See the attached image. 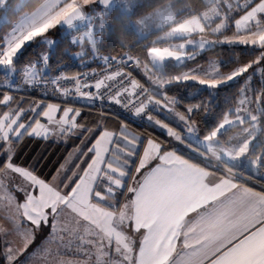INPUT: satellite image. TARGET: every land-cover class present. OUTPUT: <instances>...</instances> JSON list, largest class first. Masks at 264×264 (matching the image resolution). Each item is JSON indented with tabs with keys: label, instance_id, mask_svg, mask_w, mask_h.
<instances>
[{
	"label": "snow or ice",
	"instance_id": "1",
	"mask_svg": "<svg viewBox=\"0 0 264 264\" xmlns=\"http://www.w3.org/2000/svg\"><path fill=\"white\" fill-rule=\"evenodd\" d=\"M223 9L222 22L213 34L222 35L232 21L231 36L188 41L179 51L169 49L167 60L183 64L217 44L251 46L257 54L227 73L218 62L209 61L208 68L197 66L167 79L153 78L147 66L130 56L119 60L104 57L108 67L119 66L99 78L93 73L91 79L79 73L47 77V52L18 68L16 58L26 43L45 37L61 24L74 29L75 22L83 19L76 0H67L47 19L33 15L11 26L0 46V76L5 86L16 90L20 84L51 85L61 102L34 101L25 108L9 91L0 94V211L8 209L0 215V236L5 237L0 242L6 264H20L19 258L33 243L36 230L49 224L48 243L74 248L85 257L83 261L59 260L56 264H264V191L223 175L210 183L207 175L186 167L178 145L187 149L198 141L192 113L204 106L190 105L183 113L176 111V99L165 91L171 83L190 80L217 89L245 74L241 93L250 89L254 75H259L264 85V0H224ZM233 13H240L239 17ZM199 30L203 32L204 27ZM71 42L81 43L76 38ZM45 43L55 42L45 38ZM148 52L153 55L152 49ZM156 59L153 55L154 62ZM126 62L142 68L155 89L145 88L123 71ZM17 74L14 87L11 81ZM61 83L68 86L61 87ZM254 92L264 97V86ZM77 100L86 106L97 102L116 105L165 130L176 144L144 139L119 118L118 128L112 129L103 109L91 126L82 123L78 119L82 108L71 102ZM165 110L183 124L182 130L153 114ZM80 133L81 144L75 149L78 155L73 159L74 153H70L51 180L15 162V144L25 136L67 140ZM262 166L264 161L253 165L256 169ZM16 176L21 183L14 191L23 193L22 203L3 179L14 180ZM129 232L141 234L138 251ZM9 236L17 237L19 245L13 247V241L6 239Z\"/></svg>",
	"mask_w": 264,
	"mask_h": 264
},
{
	"label": "trees",
	"instance_id": "2",
	"mask_svg": "<svg viewBox=\"0 0 264 264\" xmlns=\"http://www.w3.org/2000/svg\"><path fill=\"white\" fill-rule=\"evenodd\" d=\"M45 0H23L22 4L14 9L17 0H8L6 7L1 8L0 11L7 13V19L4 24H0V46L3 42V38L8 30L11 28L12 22L24 11L30 12L42 4ZM186 3L188 6L186 8ZM166 4H171L175 10H177L178 18H186L188 16L196 15L199 11L205 9L208 5L204 3L203 0H152L145 5L140 6L136 11L128 14L122 12L118 7L113 8L112 11L104 17V22L107 23V28L98 26V23L92 22L93 26L98 29L100 35L99 48L108 54H117L122 51H129L133 56L138 57L142 62L147 60L148 49L155 44H163L162 41H156L155 38L159 36L164 29L154 31L145 37H139L138 33L131 24V20L150 12L157 7L164 6ZM100 7L98 4L96 8ZM170 26V25H169ZM109 30V31H108ZM70 45L68 38L65 36L58 35V40L56 41L55 48L52 54V62L58 65L68 58ZM234 47L222 46L216 49H208L204 51L201 55H198L193 60H187L184 62V66L191 65L193 62H205L211 56H218L230 59V63L234 62H248L254 55L257 54V50L250 51L249 49H243V47H236L240 51V56L233 58L232 54L235 53ZM247 50V51H246ZM31 48L24 51L17 59V64L20 66L25 63L26 57L30 55ZM238 51H236L237 53ZM238 58V59H237ZM144 60V61H143ZM93 66V65H92ZM164 74L167 76H172L178 73L181 69L180 66H176L174 61L169 60L164 64ZM136 79L145 85L148 82L145 80L143 73H141L140 67H137L133 71ZM142 74V75H141ZM238 82L233 84H223L216 90L210 89H199L195 91V84L187 82H177L166 88L168 95L175 97L179 101L178 107L185 111L186 106L201 104L200 110L192 113V120L195 122L196 130L200 136L210 135L214 129L218 126L219 122L230 112L231 107L236 103L238 95ZM2 91V89H0ZM27 92L29 90H26ZM26 95L29 98L40 97L37 95V91H30ZM42 94V93H41ZM100 110L103 109L96 105ZM103 111H107L103 109ZM116 115V114H114ZM117 116V115H116ZM120 117V116H119ZM124 119V118H123ZM128 125L134 127L137 131L142 132L144 135L148 134L158 139L162 142H170L165 139L162 135L157 132L148 131L144 126L138 125L131 121L124 119ZM232 129H227L226 132H231ZM75 144L55 139H42L34 138L30 136H25L19 143L15 144V162L24 167H32L36 170L38 175L43 178L50 180L58 168L61 166L63 161L69 155L72 147ZM180 154L186 156L192 161L199 163L205 167L218 170L224 164L213 163L212 160L206 159L205 156H200L201 154L195 155L183 151L180 149ZM217 164V165H214ZM221 165V166H220ZM231 172L239 175L238 172H246L244 168H236L223 166ZM228 167V168H227ZM233 169V170H232Z\"/></svg>",
	"mask_w": 264,
	"mask_h": 264
},
{
	"label": "rangeland",
	"instance_id": "3",
	"mask_svg": "<svg viewBox=\"0 0 264 264\" xmlns=\"http://www.w3.org/2000/svg\"><path fill=\"white\" fill-rule=\"evenodd\" d=\"M7 1L8 0H6V2ZM121 1L122 3L124 2L123 6L127 10L126 13L130 14L136 11L140 6L147 4L148 2L152 0H121ZM203 1L208 6L202 11H199L197 16L187 17L183 19L182 22L179 21L177 24L172 25V27L169 28L170 30L167 29L165 32H161L159 36L155 38L156 41L163 42V44H155L149 48V49H152V53L157 59L154 62L153 55H149V52L147 51V60L145 61L143 60L144 62H142V66H147L153 78L167 79L170 77V76L165 75L164 70H163L165 62L169 61L166 58L169 49H172L173 51H179V46L181 44L187 43L188 41H199L201 39L216 40V39H222L223 36H231L233 34L234 24L232 21H229V26L227 29L223 30L222 35L213 34L214 29L217 27L218 24L222 22L220 17H222L223 12H224V9H223L224 0H203ZM4 2L5 0H3V3ZM22 2L23 0H17L14 9H17L22 4ZM237 2L242 3L243 0H237ZM3 3L0 4V10L1 8H3ZM6 5L8 4L6 3ZM82 8L87 15L88 11L86 9V5H82ZM118 8L120 10V7ZM167 11H169V9H166V10H162L158 8L154 9V11L152 10V12L151 11L147 12L146 14H143L140 17H137L131 20V24L135 30L137 29L138 34L140 33V34L149 35L148 32L157 30L161 28L162 26H164L165 24L164 22H169V20H172L173 17H170ZM239 14L240 13H233L232 15L238 18ZM21 18L22 16L16 18L12 22V25L15 23H18ZM6 19H7V13L3 9V11H0V21H5ZM201 26L204 27L203 32L199 30ZM55 29L57 31H61L59 30L58 26H56ZM9 31L10 29L8 30V32ZM37 40L38 39H36V41ZM29 43H26L28 44L27 46L32 45L33 43H35V41L29 42ZM222 46L234 47L233 49L235 50V53L232 54L233 58H235L236 56L239 57L241 55L239 49L236 47H243V49H249L250 51L254 50L251 46H244V45H238V44H232V45L217 44L211 49L220 48ZM23 49H21L20 53H18L17 58L23 53L22 52ZM27 49L29 48L26 47L23 51H26ZM187 50L191 51L192 47L189 46ZM204 51L199 52L196 55V57L198 55H201ZM236 51L238 52L236 53ZM40 55L41 53L38 54V57ZM28 57H32L31 59L33 61V59L36 57V53H33V56L32 54L28 55L26 57L24 64L27 63ZM161 57H164V59H160ZM209 61L218 62L219 66L221 67V71L225 73L231 71L234 67L237 66V64L247 63V62H238L239 59L236 63L234 62L230 63L229 62L230 59L223 58V57L220 58L218 56H211L205 62L195 61L191 65H188V66H184V63L180 64L179 65L181 67L180 71L174 75L180 74L181 72H184L190 68H195L197 66H203L205 68H208ZM17 63L18 62L16 61V64ZM174 63L176 65L175 61ZM24 64L20 66H23ZM140 70H141V73H143L144 78L148 82L150 89H155L156 86L153 85L151 81L144 75L143 69L140 68ZM251 71L252 70H250V72ZM247 75L248 74H245V76L239 77L234 81H230L226 83V84H233L235 82H238L239 84L236 103L230 109V112L232 113L231 114L228 113L219 122L218 126L214 129V131L210 135H207L204 137L200 135L197 136L198 141L191 143L187 149L185 148L188 152H191V151H193L194 153L196 152V154H201L200 156H205L207 157L206 159L212 160L213 163H216L215 160H219V159L215 156V151L219 152V151H223L227 149L232 154L239 155L240 158L242 159L243 164H245L247 167L252 169L253 165L255 164V161L250 151L255 152L257 151V148L256 146L254 145L252 146L251 144L253 143L255 144L263 143L264 144V97L257 96L254 91L259 90L264 85L261 84V77L259 75H254L251 81L250 89L246 91L245 93H241L240 89L242 88V86H244L245 78ZM174 83H177V82H174ZM174 83H171L168 86ZM187 83L195 84L194 89L196 92L199 89L206 88L205 86L200 85L195 81L190 80V81H187ZM210 90H216V89H210ZM244 96H246V98L242 102H238V100L243 98ZM175 108H176V111H179L182 113L185 112L178 106H175ZM161 113H162L161 116H158L160 119L163 116L164 120L172 121L177 126H180L181 128L184 127L183 124L173 114L168 113L167 111H163ZM235 125L241 126L240 132H238L237 134H231L229 132H226L228 128L233 127ZM161 130L162 132H165V130L163 129ZM261 132H263V134ZM234 143H240L241 144L240 149L238 147L235 148L233 145ZM212 146H213V151H210ZM70 153H74L73 159L75 158V155H77L75 153V149H73V151H71ZM67 159H69V155L67 156L66 160ZM66 160L63 162L64 164ZM218 163H221V162H218ZM56 174L57 172L54 175ZM242 175L245 176V174H242ZM247 177L249 178V176ZM3 179L6 185V188L9 191H14L15 185H18L21 183V178L19 176H16L14 180L8 177H4ZM14 194L17 200L22 203L24 199L23 193L14 191ZM7 210H8L7 207H5L4 211H7ZM4 211H0V215H3ZM0 223H3V221L0 220ZM50 230H51L50 224L49 226L42 225L40 229L36 230L35 239L33 243L28 247L27 251L22 256H20L19 260H22L32 254L35 255L36 251L38 250V247L42 244L43 240H46L49 237ZM3 239H5V237L0 236V241H2ZM6 239L13 241V247H16L19 245V239L17 237L13 238L9 236V237H6ZM57 247L59 248L51 247V249L48 250L49 251L48 253H50L51 255H56L60 253L59 250L67 249L62 246H57ZM3 251H4L3 243L0 242V264H6L5 258L3 256Z\"/></svg>",
	"mask_w": 264,
	"mask_h": 264
},
{
	"label": "crops",
	"instance_id": "4",
	"mask_svg": "<svg viewBox=\"0 0 264 264\" xmlns=\"http://www.w3.org/2000/svg\"><path fill=\"white\" fill-rule=\"evenodd\" d=\"M115 1H116V7H120V10L122 12H126L127 11L124 8V6H123L124 2L122 3L121 0H115ZM66 2H67V0H45L42 4H40L34 10H32L30 12L24 11L21 14H19L18 17L22 16V18H23V17H31L33 15H39V16L43 17V19H47L50 16H53L57 12H59L60 9L64 6V4ZM2 3H3V0H2ZM6 3L7 2L5 0V2L3 3V7H6ZM76 3L82 9L85 18H87L88 20H92V21L96 22V24L98 23V26H100L102 28L105 26V30H106V28L108 26L107 23L104 22L105 21L104 17L108 14V10L106 8H104L102 6L96 8L97 0H87L86 9L88 11V14L86 15V13L84 12V10L82 8V5H85V0H76ZM187 6H188V4L186 3L184 8H186ZM157 8L158 9H162V10L169 9V11H167V13L170 15V17H173V18H172V20H169V22H164L165 23L164 26H162L161 28H159L157 30H154V31H158V30L164 29L163 32H165L167 29L171 28L172 25L177 24L179 21L182 22V20L185 19V18H182V17L181 18L177 17V12L178 11L175 10L171 4L170 5L166 4L164 6H161L160 8L159 7H157ZM197 15L198 14L192 15V16H197ZM192 16H188V17H192ZM187 20H189V19H187ZM41 22H43V20H41ZM108 28H109V26H108ZM154 31L148 32V34L154 32ZM65 32L66 31H62V30L61 31H57L55 28H53V29L49 30L45 34V37H37L34 40L35 43H33L32 45H29V46H27L28 44H26L24 46L25 48L26 47L27 48H31L30 55L32 54V56H33V53H36V57L33 59V61L38 60V58H39L38 54L39 53H41V54L45 53V52L48 53V55H49V64L46 66V72H45V75L47 77H50L51 75H53L55 70H56V65L52 62V54L51 53L53 52V50L55 48L56 41L58 40V35H60V37H61V36H63V34H65ZM136 32H137V29H136ZM138 35H139V37L147 36L146 34H140V33ZM45 38H46V40L54 41L55 43L49 45V44L45 43ZM74 38L73 37H68V42H69V45H70V47L68 49L69 55L77 56L78 59H88L89 60L91 55H92V52H93L91 35L89 33H87V34H83L81 36L76 37V39L79 40L82 44L81 43H72L71 41ZM36 39H38V40L36 41ZM3 42L1 44V46L3 45ZM23 50H22V52H24ZM31 58L32 57H28L27 63L29 61H32ZM16 65H17L18 68L21 67L18 64H16ZM18 76H19V74H17L16 77H13V79L11 81V83H12V85L14 87L18 83ZM0 89H2V91H0V94H2L5 91H9L10 94L13 95L14 98L17 101H22L23 102V106L25 108H27L29 105H31L34 101H43L44 103H47V102H61L60 98L57 95H54L52 92H49L47 94H41L40 92H36V94L40 95V97H36L34 99L29 98V96H27L26 94L28 92L29 93H31V92L30 91L27 92L26 91V87L23 84H20L19 88L16 89V90H14V88H8V87L5 86L2 76H0ZM168 96L169 97H173L171 95H168ZM176 101H177L176 106H178L179 105V101L177 99H176ZM71 102L74 104V106L82 108V115H81L80 118H78L80 120V122L91 126L92 123L98 118V114H99V112L101 110L96 105H94V106H86L85 102L82 101V100L71 101ZM187 107L188 106H186V108ZM2 108H3V106H0V109H2ZM104 112L108 114L107 123L110 126V128L117 129L118 126H119V119H123V118L119 117V116H116V115H114L113 113H111L109 111H104ZM153 114L156 115V116H161L162 113L160 111H157V112H155ZM161 119L164 120L163 116H162ZM165 121L170 123L174 128H178V129H181V130L183 129L180 126H177L172 121H167V120H165ZM129 128H130V130L134 131L135 133L141 135L144 139H147L148 137H152V138L156 139L153 136V134L144 135L142 132L137 131L131 125H129ZM145 128L148 131L157 132L158 134L162 135L165 139L169 140L170 142H173L171 140V138H169L166 135L165 132H162V130L158 126L154 125L153 123L148 122L147 120L145 122ZM232 128H234V129L231 130V132H230L231 134H237L238 132L241 131V126H239V125H235V126L230 127L228 129H232ZM261 133L263 134V132H261ZM96 135H98V132L94 133L92 135V139H94ZM194 135H195V137L199 136L197 130H196ZM82 136H83V133H80V134H77V135H74V136H70L67 140L57 139L55 137H52L51 139L67 141V142L75 144L72 147V149H71V151H73V149H76L78 146H80ZM156 140L159 141L158 139H156ZM90 143H91V140L88 141V144H90ZM233 145H234L235 148L238 147L240 149V147H241L240 143H234ZM251 145L252 146L254 145L257 148V151H255V152L254 151H250L251 155L253 156V159H254L255 163L257 161L264 160V144L263 143H256V144L253 143ZM86 146L87 145H85L84 147H86ZM210 151H213V146L210 149ZM215 156L219 159V160H215L216 163L221 162V163L224 164L223 166H225V165L228 166V167L230 166V167H233V169H234V167H236V168L242 167V168L245 169L246 172H240V173L238 172L239 175H237V174L231 172L230 170H228L225 167L220 165L221 167L219 169H221V171H224L222 173V172H220L218 170L211 169V168L205 167V166H203V165H201L199 163H196V162L192 161L191 159H189V158H187L186 156L183 155V157L187 161L186 167H188L191 171H193L195 173L207 175L208 178H209V182L210 183L216 182V180L221 175H223V176H227L229 178H233L234 177L236 179H239L242 184H246L247 187H250V188L254 189L255 191H258V192L259 191H264V166L260 167L259 169H256L254 167H252V169H250L245 164H243L242 159L240 158L239 155H234L231 152H229L227 149H225L223 151H219V152L215 151ZM62 164H64V163H62ZM154 164H155V162H153V165H150V167L154 166ZM214 165H217V164H214ZM68 174H70V173H68ZM242 174H245V176H243ZM247 176H249V178ZM129 196H130V194H129ZM124 199L125 198L123 196L120 197V201L121 202H124ZM190 215H194V214H190ZM128 234L132 237L133 240L136 241V250L138 251L139 240L141 239V234L140 233H134V232H129ZM11 237L15 238V236H11ZM57 246H60V245H58L57 243H54V242L53 243H48L47 239L43 240L42 244L38 247V250L36 251V254L35 255L32 254V255L20 260L21 261L20 264H56V262L59 261V260H64V261H77V260H79V261H83L85 259V257L82 256L79 252L75 251L74 248H67V249L59 250L60 253H58L56 255H51L50 253H48L49 252L48 250L51 249V247L59 248ZM67 252H69V253H67Z\"/></svg>",
	"mask_w": 264,
	"mask_h": 264
},
{
	"label": "built area",
	"instance_id": "5",
	"mask_svg": "<svg viewBox=\"0 0 264 264\" xmlns=\"http://www.w3.org/2000/svg\"><path fill=\"white\" fill-rule=\"evenodd\" d=\"M89 33L92 37V46H93V52L90 57V59H78L74 55H70L66 60L61 62L57 69L56 73L53 74L51 78H55L58 75H75V74H87L88 78L91 79L93 73H95V76L99 78L103 74H105L106 71H113L115 70L119 65L112 64L111 67H108L105 62H104V57H116L118 60L124 56H130L133 57L141 63V60L133 56L129 51H122L117 54H108L103 52L99 48V40H100V35L98 33V29L93 26L92 22L89 20H84L82 22L76 23L74 29H69L67 32V35L73 36V37H78L83 34ZM92 63H91V62ZM93 65V66H92ZM137 68L135 64L126 62V66L123 67V71L131 73V76L136 79L133 71ZM145 88H148L144 83L140 82ZM67 84L61 83V87H67ZM26 90L29 91H38L40 93H47L52 91L51 85H49L47 88H45L43 85L41 86H33V87H26ZM95 105H98L99 107L112 112L120 117H123L133 123H136L138 125H144L146 119L142 117H133L128 113L126 110L119 108L116 105H111L105 102L103 105H101L99 102H97ZM155 113V112H154ZM176 144V143H175ZM178 147L182 150H185L183 146Z\"/></svg>",
	"mask_w": 264,
	"mask_h": 264
},
{
	"label": "water",
	"instance_id": "6",
	"mask_svg": "<svg viewBox=\"0 0 264 264\" xmlns=\"http://www.w3.org/2000/svg\"><path fill=\"white\" fill-rule=\"evenodd\" d=\"M97 4H98L99 6H102V7L106 8V9L108 10V12H110V11H112L113 8L116 6V1H115V0H97ZM79 8H80V7H79ZM80 11H81L82 16H83V18H84V13H83V11H82L81 8H80ZM81 20H82V19H81ZM81 20H78V21H76V22H79V21H81ZM76 22H75V23H76ZM58 27H59L60 30L67 28V26H66V25H63V24L58 25ZM179 65H180V64H177V63H176V66H179Z\"/></svg>",
	"mask_w": 264,
	"mask_h": 264
}]
</instances>
